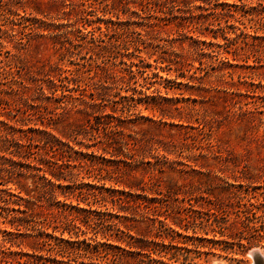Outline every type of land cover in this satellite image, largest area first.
Wrapping results in <instances>:
<instances>
[{
  "label": "rangeland",
  "instance_id": "1",
  "mask_svg": "<svg viewBox=\"0 0 264 264\" xmlns=\"http://www.w3.org/2000/svg\"><path fill=\"white\" fill-rule=\"evenodd\" d=\"M254 206L264 0H0V264H158Z\"/></svg>",
  "mask_w": 264,
  "mask_h": 264
},
{
  "label": "trees",
  "instance_id": "2",
  "mask_svg": "<svg viewBox=\"0 0 264 264\" xmlns=\"http://www.w3.org/2000/svg\"><path fill=\"white\" fill-rule=\"evenodd\" d=\"M253 208L238 211L237 218L232 222V225H237L235 231H227L229 227L225 224L227 219V212L224 210L221 215L215 214L214 224L217 229H214L216 233L222 236L221 239H210L212 245H202L196 242V238L190 235H184L182 240H171L169 242H154L155 249L159 254V258L153 261L158 264H176L180 259H183L182 264H196L191 262L194 260L192 253H201V248L208 246L209 250L206 254L211 253L213 249H220L228 251L230 249L235 250V246H238L241 252L247 249V246L243 242V239L247 240V243L251 245L253 240H259L264 238V224L256 225V221L259 218L257 211ZM241 214V215H240ZM210 220V218L208 219ZM225 224V225H224ZM239 225V226H238ZM178 236L181 233L177 234ZM175 238V235H172ZM169 261H172L169 262Z\"/></svg>",
  "mask_w": 264,
  "mask_h": 264
},
{
  "label": "water",
  "instance_id": "3",
  "mask_svg": "<svg viewBox=\"0 0 264 264\" xmlns=\"http://www.w3.org/2000/svg\"><path fill=\"white\" fill-rule=\"evenodd\" d=\"M251 254L255 259V264H264V253L261 250L253 249Z\"/></svg>",
  "mask_w": 264,
  "mask_h": 264
},
{
  "label": "bare ground",
  "instance_id": "4",
  "mask_svg": "<svg viewBox=\"0 0 264 264\" xmlns=\"http://www.w3.org/2000/svg\"><path fill=\"white\" fill-rule=\"evenodd\" d=\"M260 249V248H259Z\"/></svg>",
  "mask_w": 264,
  "mask_h": 264
}]
</instances>
